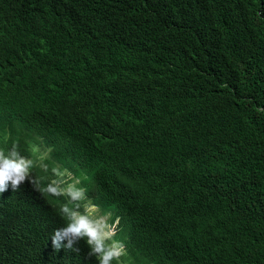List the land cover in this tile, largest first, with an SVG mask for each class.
<instances>
[{"label":"trees","instance_id":"trees-1","mask_svg":"<svg viewBox=\"0 0 264 264\" xmlns=\"http://www.w3.org/2000/svg\"><path fill=\"white\" fill-rule=\"evenodd\" d=\"M33 115L60 127L52 155L87 170L99 205L148 211L142 257L264 264V0H0V118ZM14 145L45 149L0 131ZM64 223L54 196L9 186L0 264H95L37 259Z\"/></svg>","mask_w":264,"mask_h":264},{"label":"clouds","instance_id":"clouds-1","mask_svg":"<svg viewBox=\"0 0 264 264\" xmlns=\"http://www.w3.org/2000/svg\"><path fill=\"white\" fill-rule=\"evenodd\" d=\"M36 117H42V121L34 122ZM57 126L46 115L8 121L0 118V131L5 137L37 139L45 148L36 161L23 155L15 145L8 150L0 148V194L9 186L16 191L28 181L35 190L54 196L59 214L65 221L64 226H44L48 251L37 259L54 260L84 250L95 264H155L141 253V226H151L148 211L138 202L123 212L99 205L108 201L94 199L81 185L83 179H89L87 170L76 176L62 160L53 157L58 142L66 139ZM68 142L74 145L73 141ZM33 170L47 173L46 186H41L40 178L33 176ZM97 185L115 196L119 193L104 183ZM12 252L11 245L0 244V263L4 261V254Z\"/></svg>","mask_w":264,"mask_h":264},{"label":"rangeland","instance_id":"rangeland-1","mask_svg":"<svg viewBox=\"0 0 264 264\" xmlns=\"http://www.w3.org/2000/svg\"><path fill=\"white\" fill-rule=\"evenodd\" d=\"M47 85L51 86L48 82ZM34 122H41L42 121V117H36L34 120Z\"/></svg>","mask_w":264,"mask_h":264}]
</instances>
